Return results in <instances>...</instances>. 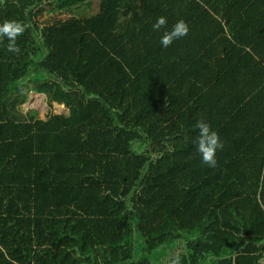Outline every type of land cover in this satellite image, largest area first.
<instances>
[{"label":"trees","instance_id":"obj_1","mask_svg":"<svg viewBox=\"0 0 264 264\" xmlns=\"http://www.w3.org/2000/svg\"><path fill=\"white\" fill-rule=\"evenodd\" d=\"M88 1L0 0V25H25L19 53L0 37V264H264V0H98L38 22ZM30 81L67 114L9 115Z\"/></svg>","mask_w":264,"mask_h":264},{"label":"clouds","instance_id":"obj_2","mask_svg":"<svg viewBox=\"0 0 264 264\" xmlns=\"http://www.w3.org/2000/svg\"><path fill=\"white\" fill-rule=\"evenodd\" d=\"M167 18L160 16L153 24V30L158 31L166 26ZM189 26L183 19L177 21L170 31H165L161 37L160 43L164 48L169 47L175 40L186 37L189 34ZM25 32V25L19 21H5L0 25V37L6 36L9 40L7 45L8 51L19 53L20 48L17 46V38ZM195 127L199 130L198 136L194 143L197 145V151L202 157V163L209 167L216 166V154L218 150L223 149V142L219 134L214 131L210 124L204 120H198ZM179 264V259L174 262Z\"/></svg>","mask_w":264,"mask_h":264},{"label":"rangeland","instance_id":"obj_3","mask_svg":"<svg viewBox=\"0 0 264 264\" xmlns=\"http://www.w3.org/2000/svg\"><path fill=\"white\" fill-rule=\"evenodd\" d=\"M44 6L45 8L47 7L46 4ZM97 8L98 0H90L78 7L70 8L69 10L62 11L58 14L46 10V12L40 14L38 22L39 24H45L52 16H60L62 18H66L71 14L74 16H89L95 12ZM37 82L38 81H30L28 83L27 91L22 96V99H20L21 101H19L13 108L9 109V115L16 117L18 120H27L30 114L29 111L31 110L35 111L33 117L39 119H46V117L50 114H67L68 110L63 103H57L56 101L49 99L46 93L33 89V86ZM177 251L178 250L175 249L172 252L176 253ZM160 252H157L159 254L153 253L152 257L160 258ZM166 260L167 257L162 258L163 263H166Z\"/></svg>","mask_w":264,"mask_h":264}]
</instances>
